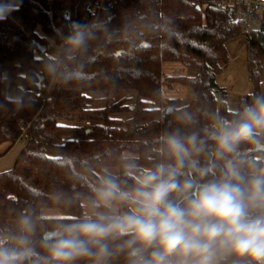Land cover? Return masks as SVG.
<instances>
[{
  "label": "trees",
  "instance_id": "trees-1",
  "mask_svg": "<svg viewBox=\"0 0 264 264\" xmlns=\"http://www.w3.org/2000/svg\"><path fill=\"white\" fill-rule=\"evenodd\" d=\"M19 5L0 21V73L7 62H14L16 81L32 103L19 111L11 105L0 107V145L12 146L22 138L26 142L14 165L0 172V228H13L22 211L39 218L40 230L80 217L105 172L121 187H134L139 176L163 159V135L204 136L213 115L233 119L250 102V93H261L264 26L246 35L241 24L232 23L220 0H19ZM94 15L111 19L109 28L115 35L93 55L88 81L67 87L30 83L35 57L56 46L55 30H66L73 21L86 23ZM173 27L176 35L164 48V30ZM242 35L252 90L232 111L227 89L217 77L230 62L227 42ZM39 45L47 49L42 51ZM167 62L180 63L196 74L166 76ZM175 84L189 88L193 97L180 102L165 98V90ZM112 91H133L136 97L114 100ZM2 92L0 85V100ZM94 93L106 96L97 98ZM100 101L107 104L96 107ZM124 114L129 116L123 118ZM185 115L192 117L191 124L181 122ZM263 148L258 141L242 145L238 156L264 167ZM47 207L59 208L64 215H41ZM117 259L125 264L124 257L113 258Z\"/></svg>",
  "mask_w": 264,
  "mask_h": 264
},
{
  "label": "clouds",
  "instance_id": "clouds-1",
  "mask_svg": "<svg viewBox=\"0 0 264 264\" xmlns=\"http://www.w3.org/2000/svg\"><path fill=\"white\" fill-rule=\"evenodd\" d=\"M19 7L0 4V21ZM110 24L94 15L56 29L55 48L35 57L29 82H87L93 55L114 38ZM175 35V27L164 30V48ZM12 81L0 73V107L19 111L32 101ZM249 96L235 118L213 115L204 136L163 135V159L134 187L105 172L80 217L40 230L39 218L22 211L13 228H0V264H111L120 256L125 264H264V167L238 156L242 145L264 143V93ZM180 120L192 123L190 115Z\"/></svg>",
  "mask_w": 264,
  "mask_h": 264
},
{
  "label": "rangeland",
  "instance_id": "rangeland-1",
  "mask_svg": "<svg viewBox=\"0 0 264 264\" xmlns=\"http://www.w3.org/2000/svg\"><path fill=\"white\" fill-rule=\"evenodd\" d=\"M227 49L230 56V62L223 66V71L218 75L217 81L220 86H223L227 89V104L230 110L236 111L238 109L239 96L242 95V91L247 87L252 85L248 77V68H247V50H246V38L245 36H238L230 39L227 42ZM9 62L8 64H10ZM7 73H9V66L6 67ZM164 71L166 76H177L184 75L190 76L194 73L191 68H188L180 63L167 62L164 64ZM13 73V69H12ZM15 83L14 75L11 76ZM264 81V78H263ZM252 90V89H251ZM190 89L180 85L175 84L173 88H167L165 90V98L174 97L177 101H185L189 96ZM131 96L135 99L136 93L133 91H126L121 93L112 91L110 96L117 100L121 96ZM94 96L97 98H104L106 94L103 93H94ZM107 102L100 101L96 103L95 106H105ZM123 118L128 117L129 114L121 115ZM87 126V125H86ZM56 212V213H54ZM41 215L43 216H63L64 213L59 208H43L41 210ZM111 264H124L122 260H112Z\"/></svg>",
  "mask_w": 264,
  "mask_h": 264
},
{
  "label": "built area",
  "instance_id": "built-area-1",
  "mask_svg": "<svg viewBox=\"0 0 264 264\" xmlns=\"http://www.w3.org/2000/svg\"><path fill=\"white\" fill-rule=\"evenodd\" d=\"M222 4L230 11V18L233 24H241L244 33H250L259 30L264 26V0H220ZM94 7L92 12H95ZM67 16L71 15V10H65ZM167 108L162 107V114L165 115ZM91 122H86L90 126Z\"/></svg>",
  "mask_w": 264,
  "mask_h": 264
},
{
  "label": "crops",
  "instance_id": "crops-1",
  "mask_svg": "<svg viewBox=\"0 0 264 264\" xmlns=\"http://www.w3.org/2000/svg\"><path fill=\"white\" fill-rule=\"evenodd\" d=\"M8 2H12V3H19V0H0V4L2 3H8ZM9 62H7L5 64V69H4V73L7 72L6 70V67L9 66V75L10 76H13L14 75V80H15V83L13 84V87H15L16 85H18L17 81H16V71H15V63L14 62H11L10 64H8ZM12 69H13V73H12ZM194 71V70H192ZM196 74V71H194V73L190 76H193ZM251 87H247L246 89H244L242 91V95L239 96V100L247 93L251 92ZM261 93H264V81L262 79V83H261ZM193 97V93L192 91L190 90L189 92V96L188 98L186 99V101L190 100L191 98ZM26 142L25 140L22 138L20 140H18L14 145L10 146V143L9 142H5V143H2L0 145V172L2 171H5V170H8L10 169L19 153L21 152V150L24 148ZM56 213V212H54Z\"/></svg>",
  "mask_w": 264,
  "mask_h": 264
},
{
  "label": "water",
  "instance_id": "water-1",
  "mask_svg": "<svg viewBox=\"0 0 264 264\" xmlns=\"http://www.w3.org/2000/svg\"><path fill=\"white\" fill-rule=\"evenodd\" d=\"M143 47H147L148 44L146 42H142L141 44ZM40 50L45 51L47 49L46 46L39 45ZM172 108H169V111H171ZM264 149V148H263Z\"/></svg>",
  "mask_w": 264,
  "mask_h": 264
}]
</instances>
